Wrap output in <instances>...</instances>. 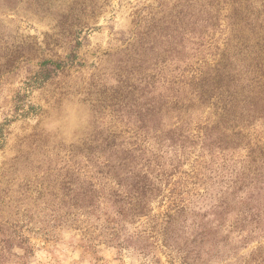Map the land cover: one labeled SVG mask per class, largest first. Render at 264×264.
<instances>
[{"label": "trees", "instance_id": "1", "mask_svg": "<svg viewBox=\"0 0 264 264\" xmlns=\"http://www.w3.org/2000/svg\"><path fill=\"white\" fill-rule=\"evenodd\" d=\"M214 8L197 0L180 3L163 18L152 17L128 42L116 72L118 86L99 99L101 130L89 133L80 147L72 145L71 166L59 170L64 172L56 182L52 228L107 203L122 221L149 218L151 204L167 188L168 204L151 216L150 227L181 264L224 262L259 238L264 231V36L240 34L242 20L231 16L230 35L217 37L218 15L215 22L210 15L222 8ZM201 12L205 31L197 32ZM62 29L76 44L64 60L40 64L23 82L11 116L0 124V148L13 122L43 111L33 102L35 93L80 66V36L90 30L88 22ZM215 181L222 189L211 210L189 216L184 196L204 197ZM241 258L233 264H264V245Z\"/></svg>", "mask_w": 264, "mask_h": 264}, {"label": "rangeland", "instance_id": "2", "mask_svg": "<svg viewBox=\"0 0 264 264\" xmlns=\"http://www.w3.org/2000/svg\"><path fill=\"white\" fill-rule=\"evenodd\" d=\"M197 1L211 4L214 10L222 8L210 15H218L222 33L218 31L217 37L230 35L226 24L231 16L242 20L245 28L240 34L264 36L260 28L264 25V0ZM185 2L189 0H50L48 5H38L36 0H0V124L11 116L14 96L40 64L64 60L76 44L68 33L63 35L62 28L79 20L88 22L90 28L80 36V66L33 96V102L43 108L41 114L13 122L10 130L6 129L9 135L0 148V264H181L150 227L151 216L168 204L163 197L167 188L151 204L149 218L122 221L111 203L53 228L50 217L57 209L56 182L64 172L59 170L71 166V146L80 147L89 140V133L101 130L97 128L102 126L104 115L99 113V99L118 86L116 72L128 42L144 31L152 17L157 21ZM234 8L240 12L235 14ZM63 13H70V18L62 19ZM205 18L201 12L197 32L205 31ZM208 34L213 30L208 28ZM184 169H189L188 164ZM179 177L174 176L173 181ZM209 184L204 197L184 196L189 216L211 210L222 185L216 181ZM187 222L189 233L192 219ZM261 245L264 231L247 248L238 250L236 257L212 264H233L237 258H248Z\"/></svg>", "mask_w": 264, "mask_h": 264}]
</instances>
